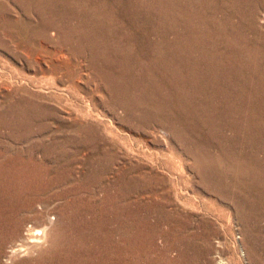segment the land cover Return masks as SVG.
I'll return each instance as SVG.
<instances>
[{
  "label": "rangeland",
  "instance_id": "rangeland-1",
  "mask_svg": "<svg viewBox=\"0 0 264 264\" xmlns=\"http://www.w3.org/2000/svg\"><path fill=\"white\" fill-rule=\"evenodd\" d=\"M0 264H264V0H0Z\"/></svg>",
  "mask_w": 264,
  "mask_h": 264
},
{
  "label": "bare ground",
  "instance_id": "bare-ground-1",
  "mask_svg": "<svg viewBox=\"0 0 264 264\" xmlns=\"http://www.w3.org/2000/svg\"><path fill=\"white\" fill-rule=\"evenodd\" d=\"M29 230H30V229H29ZM31 230H32V229H31ZM35 230H36V229H35ZM35 230H34V232H36ZM37 232H38V231H37ZM26 233H27V232H26ZM29 233H30V231H29ZM30 234H31V233H30ZM32 234H33V233H32ZM37 234H38V233H37ZM22 237H23V236H22ZM26 237H27V236H26ZM33 237H34V236H33ZM24 238H25V237H24ZM24 238H22V239H24ZM35 239H36V238H35ZM37 240H39V239H37ZM23 241H25V240H23ZM23 241H21V242L23 243ZM27 241H28V240H27ZM25 242H26V241H25ZM25 242H24V243H25ZM27 243H28V242H27ZM19 245L21 246V244H19ZM16 248H17V247H16ZM21 248H22V247H21ZM27 249H28V248H27ZM29 249H30V248H29ZM12 250H13V249H12Z\"/></svg>",
  "mask_w": 264,
  "mask_h": 264
}]
</instances>
